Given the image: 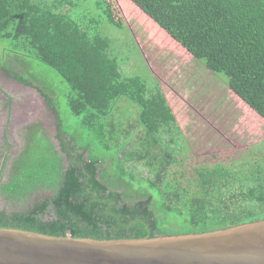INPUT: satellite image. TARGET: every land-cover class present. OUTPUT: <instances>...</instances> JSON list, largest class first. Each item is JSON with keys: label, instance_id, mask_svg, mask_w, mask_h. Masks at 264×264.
<instances>
[{"label": "trees", "instance_id": "obj_1", "mask_svg": "<svg viewBox=\"0 0 264 264\" xmlns=\"http://www.w3.org/2000/svg\"><path fill=\"white\" fill-rule=\"evenodd\" d=\"M130 1L192 58L226 76L229 90L264 118V0ZM105 25L124 27L108 0L89 6L0 0V43H9L4 51L23 69L11 72L0 61V72L40 94L54 114L58 141L55 149L40 123L25 129L23 149L0 190L9 200L39 186L54 192L25 211H0V227L110 240L205 233L264 219V163L251 171L201 166L185 186L175 178L172 169L183 154L176 117L159 87L123 74L102 34ZM34 63L67 86L66 103L79 125L74 135L53 96L25 77ZM126 102L134 106V120L117 122L119 110L130 112ZM138 166L143 170L135 176Z\"/></svg>", "mask_w": 264, "mask_h": 264}, {"label": "rangeland", "instance_id": "obj_2", "mask_svg": "<svg viewBox=\"0 0 264 264\" xmlns=\"http://www.w3.org/2000/svg\"><path fill=\"white\" fill-rule=\"evenodd\" d=\"M108 1L124 27L118 29L105 25L102 34L111 40L123 74L141 77L149 89L159 87L182 129L183 142L178 151L183 154L178 155V166L172 169L177 172L175 178L184 180L185 186L188 181L195 180L194 170L201 166L212 168L223 164L226 168L251 171V165L264 163V118H249L243 110L245 106L240 112L241 105L231 96L227 77L209 71L202 60L192 58L130 0ZM78 2L89 6L94 0ZM89 10L93 12L92 8ZM8 47L9 43H0V61L11 72L22 73L23 69L9 59L12 55L4 51ZM25 77L34 81L42 92L53 96L57 111L72 135L79 131L78 121L66 103L68 88L61 79L48 67L36 63L26 70ZM126 104L130 112L119 110L117 122L124 120L123 117L129 118V115L134 120L136 111L131 108L134 106ZM126 104L120 103L119 108L126 107ZM36 123L42 124L44 134L58 149L55 117L45 100L33 88L25 87L0 72V164L8 157L3 171H0V186L9 181L11 165L24 146L25 129ZM104 168L109 165L103 164L101 169ZM137 170L142 172L143 168L134 169L135 176ZM144 171L147 173L146 169ZM140 182H135L136 188ZM53 192L52 188L39 186L9 200L0 190V211H25L34 203L51 197Z\"/></svg>", "mask_w": 264, "mask_h": 264}, {"label": "water", "instance_id": "obj_3", "mask_svg": "<svg viewBox=\"0 0 264 264\" xmlns=\"http://www.w3.org/2000/svg\"><path fill=\"white\" fill-rule=\"evenodd\" d=\"M0 264H264V219L205 233L110 240L0 227Z\"/></svg>", "mask_w": 264, "mask_h": 264}, {"label": "crops", "instance_id": "obj_4", "mask_svg": "<svg viewBox=\"0 0 264 264\" xmlns=\"http://www.w3.org/2000/svg\"><path fill=\"white\" fill-rule=\"evenodd\" d=\"M178 44V43H177ZM184 49V48H183ZM185 50V49H184ZM186 51V50H185ZM186 53H188L187 51H186ZM189 54V53H188ZM230 94H231V96H234V98H236L235 99V101L238 103V104H240L241 105V107H240V112L242 111V108H243V106H245L244 108H243V110L244 111H246V113H247V115H248V117L249 118H260V116L255 112V111H253L246 103H244L240 98L238 99L235 95H233V92L230 90ZM164 93V92H163ZM164 95H165V93H164ZM165 97H166V95H165ZM166 99H167V97H166ZM241 100V101H240ZM167 101H168V99H167ZM241 102H243V103H241ZM169 103V102H168ZM245 104V105H244ZM169 105H170V103H169ZM251 109H249L247 106ZM170 107H171V109H172V111H173V113H174V110H173V108H172V106L170 105ZM175 115V114H174ZM259 116V117H258ZM262 118V117H261ZM256 119V120H262V119ZM177 120V119H176ZM180 127V126H179ZM180 129H181V127H180ZM182 130V129H181Z\"/></svg>", "mask_w": 264, "mask_h": 264}]
</instances>
